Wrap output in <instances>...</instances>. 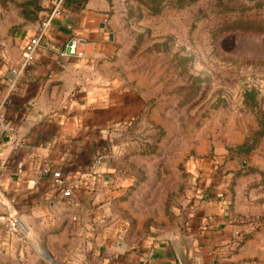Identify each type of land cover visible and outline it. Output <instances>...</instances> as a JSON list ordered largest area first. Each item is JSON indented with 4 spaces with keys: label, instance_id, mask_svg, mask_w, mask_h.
<instances>
[{
    "label": "rangeland",
    "instance_id": "obj_1",
    "mask_svg": "<svg viewBox=\"0 0 264 264\" xmlns=\"http://www.w3.org/2000/svg\"><path fill=\"white\" fill-rule=\"evenodd\" d=\"M53 2L0 0V51L28 43ZM109 3V67L148 100L119 163L125 228L186 232L214 193L229 232L215 264H264V0Z\"/></svg>",
    "mask_w": 264,
    "mask_h": 264
},
{
    "label": "crops",
    "instance_id": "obj_2",
    "mask_svg": "<svg viewBox=\"0 0 264 264\" xmlns=\"http://www.w3.org/2000/svg\"><path fill=\"white\" fill-rule=\"evenodd\" d=\"M111 10L109 0H67L9 94L6 120L20 146L0 135V190L21 226L8 233L0 211V264H180L182 235L201 264H215L228 238L224 201L208 192L186 232L139 237L125 228L119 163L148 100L109 67ZM74 40L79 56L66 53ZM26 44L12 56L0 51V99ZM42 170L59 172L64 187L51 176L35 184Z\"/></svg>",
    "mask_w": 264,
    "mask_h": 264
},
{
    "label": "built area",
    "instance_id": "obj_3",
    "mask_svg": "<svg viewBox=\"0 0 264 264\" xmlns=\"http://www.w3.org/2000/svg\"><path fill=\"white\" fill-rule=\"evenodd\" d=\"M66 1L67 0H54L49 16L42 22L37 34L26 44L20 63L9 71L8 80L6 82L8 87L7 94L0 99V135L5 136L14 148H19L20 143L16 139V130L6 120L5 113L9 104V94L15 89L21 74H23L24 71H26L31 66L34 57L41 46V42L46 37L52 23L63 13ZM66 53L70 56H79L78 42L75 40L72 41L67 46ZM100 161L101 158L96 159V163H99ZM37 176V179L34 181L35 184H37L41 178L51 176L52 181L56 186L61 188L64 187L65 182L61 179V174L59 172L42 170ZM62 196L67 198L68 204H73V201L71 200V192L69 190H64ZM0 211L5 219L6 230L8 233L16 234L21 226V218L14 210L12 205L7 201L1 190Z\"/></svg>",
    "mask_w": 264,
    "mask_h": 264
},
{
    "label": "water",
    "instance_id": "obj_4",
    "mask_svg": "<svg viewBox=\"0 0 264 264\" xmlns=\"http://www.w3.org/2000/svg\"><path fill=\"white\" fill-rule=\"evenodd\" d=\"M180 248V264H201L199 261V256L194 254L192 246L187 243L183 235L181 237Z\"/></svg>",
    "mask_w": 264,
    "mask_h": 264
},
{
    "label": "trees",
    "instance_id": "obj_5",
    "mask_svg": "<svg viewBox=\"0 0 264 264\" xmlns=\"http://www.w3.org/2000/svg\"><path fill=\"white\" fill-rule=\"evenodd\" d=\"M67 2V1H66Z\"/></svg>",
    "mask_w": 264,
    "mask_h": 264
}]
</instances>
